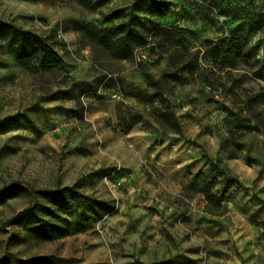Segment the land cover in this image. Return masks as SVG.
Returning <instances> with one entry per match:
<instances>
[{
    "label": "rangeland",
    "instance_id": "rangeland-1",
    "mask_svg": "<svg viewBox=\"0 0 264 264\" xmlns=\"http://www.w3.org/2000/svg\"><path fill=\"white\" fill-rule=\"evenodd\" d=\"M132 14L148 45L131 61L79 43L82 27ZM0 20L64 61L29 72L0 41V192L12 190L0 264H264V0H0ZM155 26L167 34L153 40ZM226 38L241 51L230 69L213 57ZM183 58L195 70L182 72ZM164 108L182 134L156 123ZM199 174L217 179L220 210L198 192ZM73 186L84 197L59 199L71 206L59 212L67 236L11 224L57 208L37 191Z\"/></svg>",
    "mask_w": 264,
    "mask_h": 264
},
{
    "label": "trees",
    "instance_id": "trees-1",
    "mask_svg": "<svg viewBox=\"0 0 264 264\" xmlns=\"http://www.w3.org/2000/svg\"><path fill=\"white\" fill-rule=\"evenodd\" d=\"M109 1V0H99ZM143 8V6H141ZM134 15L130 17L127 23H123L114 28H99L92 25L82 27L78 32V41L84 47L90 50L98 57H103L113 61H131L134 58L136 49L146 47L147 40L144 37V31L140 28V23L135 24ZM116 18H119L117 16ZM160 34H167L165 30L155 26L152 31V38L156 40ZM0 41H12L17 47L19 56L18 63L29 72H53L63 67L64 61L62 57L51 47L46 40L39 34L25 30L21 27L14 26L0 20ZM171 47H174L171 45ZM151 50H154L152 48ZM179 50V49H177ZM241 51L234 38L224 39L219 48L214 52V58L221 61L226 68H233L234 62L240 58ZM173 58V56H172ZM174 65L177 61L172 60ZM182 72H191L195 70L193 63L183 58L179 63ZM148 84L149 80H147ZM141 117H133L122 119L123 132H130L138 123ZM156 123L165 133L182 134L183 128L180 122L175 118L174 113L169 108H164L156 112ZM210 166L215 168L214 163ZM203 175L196 176L194 185L198 182V192L204 196L206 204L215 211L220 210L221 201L213 194V190L218 185L215 177L202 178ZM232 181L227 179L226 183ZM196 182V183H195ZM193 185V186H194ZM12 190L0 192V203L5 202L11 197ZM66 192L74 197H84L76 186L58 188L56 190H40L37 194L45 199L55 200L56 209H46L42 211L39 217L37 211L27 209L16 216L11 224H20L26 228L37 231L50 236L51 240L60 239L68 235V227L61 222L60 214L67 213L71 210V206L59 200ZM210 212H213L210 209ZM31 264V263H25Z\"/></svg>",
    "mask_w": 264,
    "mask_h": 264
}]
</instances>
